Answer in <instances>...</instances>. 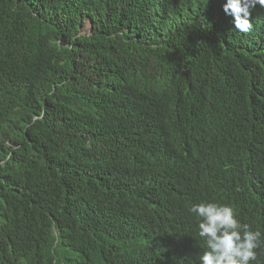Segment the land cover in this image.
<instances>
[{"label": "trees", "instance_id": "16d2710c", "mask_svg": "<svg viewBox=\"0 0 264 264\" xmlns=\"http://www.w3.org/2000/svg\"><path fill=\"white\" fill-rule=\"evenodd\" d=\"M226 3L0 0V264H201V203L264 264V7Z\"/></svg>", "mask_w": 264, "mask_h": 264}, {"label": "clouds", "instance_id": "9594fccd", "mask_svg": "<svg viewBox=\"0 0 264 264\" xmlns=\"http://www.w3.org/2000/svg\"><path fill=\"white\" fill-rule=\"evenodd\" d=\"M257 3L264 7V0H227L223 11L234 18L237 31L247 34L252 30L251 9ZM190 212L200 219L199 236L206 241L201 264H250L256 260L260 233L241 225L232 207L201 203L191 206Z\"/></svg>", "mask_w": 264, "mask_h": 264}, {"label": "bare ground", "instance_id": "6f19581e", "mask_svg": "<svg viewBox=\"0 0 264 264\" xmlns=\"http://www.w3.org/2000/svg\"><path fill=\"white\" fill-rule=\"evenodd\" d=\"M15 234V233H14ZM16 243V242H15Z\"/></svg>", "mask_w": 264, "mask_h": 264}]
</instances>
